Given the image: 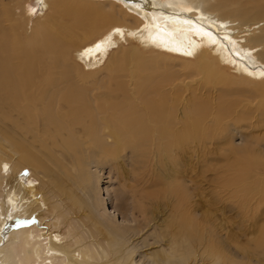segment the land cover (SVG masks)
Listing matches in <instances>:
<instances>
[{
  "label": "bare ground",
  "instance_id": "1",
  "mask_svg": "<svg viewBox=\"0 0 264 264\" xmlns=\"http://www.w3.org/2000/svg\"><path fill=\"white\" fill-rule=\"evenodd\" d=\"M21 2L0 0V264H135V250L95 213L91 196V164L125 181L128 153L133 180L122 188L163 244L151 261L264 264V138L236 130L244 118L234 111L249 104L232 98L264 93V0H36L54 11L26 37L12 22ZM126 34L197 59L204 88L219 61L244 85L232 90L234 79L223 76L215 100L193 86L185 97L162 65L169 56L118 45L105 59ZM257 108L264 117V100ZM237 132L244 142L235 143ZM222 137L234 143V170L211 180L215 197L234 205L237 231L226 242L223 224L199 211L200 174L191 178L184 163Z\"/></svg>",
  "mask_w": 264,
  "mask_h": 264
},
{
  "label": "rangeland",
  "instance_id": "2",
  "mask_svg": "<svg viewBox=\"0 0 264 264\" xmlns=\"http://www.w3.org/2000/svg\"><path fill=\"white\" fill-rule=\"evenodd\" d=\"M3 1L5 3L9 2V0ZM21 3L22 4H19L18 6H15L13 4L14 7L12 8V15H14L15 17L14 19H12V22L21 25V35L22 37H26L25 35L29 33V27H33L34 23L43 21L48 15H51L54 11V8H52L51 10H44L45 8L42 7L41 9V7H38L36 0H22ZM23 6L25 7L23 8ZM24 11L27 12L24 13ZM28 13H30V15ZM236 23L234 25H236ZM234 25H228V27H226V29L231 32L230 37L236 36L239 31V29L233 28L235 27ZM26 27H28V29ZM230 27L232 29H230ZM243 33L244 29L241 30V34ZM123 37L124 41L122 39H118L116 45L114 44L113 46H110L105 59H107V57H110L111 53L118 49V45L123 46L125 48L136 47L140 51V53L145 56H149L151 54H161L159 56L162 57L164 55L165 59L168 58L167 56H169L170 58L166 60L162 59V65L167 66L166 69L169 71L168 75L173 77V83L183 86L185 91H182V93L184 92L183 96L185 97L187 94L189 95L191 89L195 87V92L198 94L199 97L203 96L208 98L209 101L213 100L214 97L221 93V90L215 88L214 83L217 79L223 76L234 79V84L238 83V85L232 84V90H234L236 86L241 88V86L244 85L242 83V85L239 84L240 82L238 81L241 78H239L240 76L237 75L234 71V66L232 64H223L219 61L217 74L214 76L211 83L209 84L211 87L204 88L198 85V83L200 82L198 80L202 78V74L197 59H193V57L183 55L181 56L179 54L169 55V53H166L164 51L163 53H160L151 50L150 48H147L144 45L138 43L139 41H137L135 38H132L130 34H126L125 36L123 35ZM127 38L128 40L126 41ZM203 49L206 50L207 48ZM72 54V61L77 62L74 56L75 53ZM105 59L102 61L101 65H103ZM129 67L130 65L128 64V68ZM83 70L85 72H88L86 71V68H83ZM185 84L189 87H186ZM190 86L193 87L191 88ZM243 95L244 94L241 93V97L234 96V94V97L232 96V98L236 99L238 104L241 106L245 103L249 104L247 105L248 109L245 110L244 114H240V112L234 111L236 115L244 118V120L240 121L236 125V127L238 128L236 130H238V132L243 133L251 132L254 135H259L260 138H264V117L261 115L260 112H258L257 108L258 104L262 100H264V93L256 94L252 98H246ZM209 104L211 106H214L211 103ZM232 130L234 133V126ZM238 132L234 136V141L235 143H242L244 142L243 137ZM208 140L209 139H207L204 144V152L206 153H203V155L200 156L201 153L195 155V153L193 152V156H190L191 159H186L184 162L185 169L186 171H188V175L191 176V178H195L196 174H200V177H198V179H200L199 185L201 186L202 184L201 187L203 190V199L199 204V211L209 212L215 223L223 224V230L219 234L222 235L220 237V240L226 242L225 236L230 237V234L234 235V232L237 231V229H235L237 226L234 223V205H231L230 203L228 204V202L226 203V200L220 201L217 197H215L213 192H215L214 185L216 182H212L211 178L212 175L214 173H217L218 170L221 171L226 167L227 170L229 169L228 171L230 172L234 170V153H232L234 151L230 150L232 149V145H234V143L232 142L231 145L229 143V140L223 137L213 138L209 141ZM124 159L125 160L123 168L125 174L127 172V176L125 175L126 182L123 180V178L120 179L119 177H117L116 170L111 168L109 165H104L101 167L95 165L94 163L93 165L91 164L90 168L94 175V186L92 187L93 189L91 192L93 208L95 213H97V215L103 221H105V223L111 230L120 234L122 233V237L126 239L125 244L128 246V248L135 250L132 260L133 263L157 264L154 261H151V258H149V254L152 250L163 247V244L157 242V227L155 226V224H153L152 222L146 224L142 221V218L139 213L135 209H133L134 200L131 197L130 192L127 189L122 188L130 185L133 180L132 176L129 173L131 166L129 163V153ZM201 169L202 172H200ZM30 172V169L27 168L22 174L23 179H26L28 176H31ZM41 175V173L38 174L39 179L43 178H40ZM31 178L34 179L33 177ZM34 182L37 184L39 180L35 179ZM234 226L236 227L234 228Z\"/></svg>",
  "mask_w": 264,
  "mask_h": 264
},
{
  "label": "snow or ice",
  "instance_id": "3",
  "mask_svg": "<svg viewBox=\"0 0 264 264\" xmlns=\"http://www.w3.org/2000/svg\"><path fill=\"white\" fill-rule=\"evenodd\" d=\"M99 47V46H98Z\"/></svg>",
  "mask_w": 264,
  "mask_h": 264
}]
</instances>
